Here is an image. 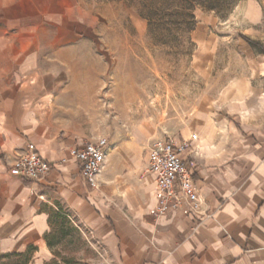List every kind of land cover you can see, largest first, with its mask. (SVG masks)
Instances as JSON below:
<instances>
[{
  "label": "crops",
  "instance_id": "1",
  "mask_svg": "<svg viewBox=\"0 0 264 264\" xmlns=\"http://www.w3.org/2000/svg\"><path fill=\"white\" fill-rule=\"evenodd\" d=\"M55 3L67 14L45 12L37 22L73 27L70 0ZM242 18L244 34L264 45V3H246ZM73 31L68 43L79 37ZM242 58L241 72L226 67L211 109L196 111L171 138L188 142L182 155L195 169L200 221L199 214L179 210L150 215L156 196L155 177L146 169L152 138L146 133L110 142L90 186L70 155L86 141L52 117L55 78L34 65V56L6 59L1 51L0 255L30 247L44 254L61 206L101 245V264H264V53L244 44ZM27 143L50 163L41 179L9 171Z\"/></svg>",
  "mask_w": 264,
  "mask_h": 264
},
{
  "label": "rangeland",
  "instance_id": "2",
  "mask_svg": "<svg viewBox=\"0 0 264 264\" xmlns=\"http://www.w3.org/2000/svg\"><path fill=\"white\" fill-rule=\"evenodd\" d=\"M250 1L264 3L70 0L74 26L67 29L37 22L45 12L67 14L56 0H0V52L6 59L32 55L36 67L52 74V117L85 141L107 136L109 145L137 133L151 136L148 141L172 138L196 111L211 109L226 67L241 72L249 45L242 16ZM71 28L79 37L68 43ZM57 209L44 254L30 251L26 263L8 256L0 264H101V245Z\"/></svg>",
  "mask_w": 264,
  "mask_h": 264
},
{
  "label": "built area",
  "instance_id": "3",
  "mask_svg": "<svg viewBox=\"0 0 264 264\" xmlns=\"http://www.w3.org/2000/svg\"><path fill=\"white\" fill-rule=\"evenodd\" d=\"M191 137L193 139L195 135ZM187 145V141L176 142L171 138L148 141L146 169L155 177L156 196V203L149 213L155 219L176 210L184 214H199L200 221L204 219L201 199L192 178L195 171L193 162L182 155ZM107 146L108 137L101 136L70 148V155L80 164L81 176L92 187H95L103 167ZM49 168V161L37 153L33 143H27L9 171L21 178L38 180L48 173Z\"/></svg>",
  "mask_w": 264,
  "mask_h": 264
},
{
  "label": "trees",
  "instance_id": "4",
  "mask_svg": "<svg viewBox=\"0 0 264 264\" xmlns=\"http://www.w3.org/2000/svg\"><path fill=\"white\" fill-rule=\"evenodd\" d=\"M244 39L247 41V43L257 52H260V53H264V45H262L260 42L256 41V40H253L247 36H244ZM52 220H53V216H52ZM48 245L51 244V242L48 240L47 242ZM30 251H32V248H28L26 249L25 251L23 252H17V253H6V254H1L0 255V259L1 258H5V257H8V256H17V257H22L24 259V263L27 262V259L29 258V253Z\"/></svg>",
  "mask_w": 264,
  "mask_h": 264
}]
</instances>
